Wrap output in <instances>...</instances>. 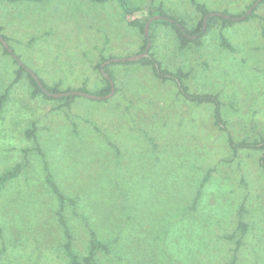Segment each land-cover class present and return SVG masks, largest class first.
Instances as JSON below:
<instances>
[{
  "label": "rangeland",
  "instance_id": "obj_1",
  "mask_svg": "<svg viewBox=\"0 0 264 264\" xmlns=\"http://www.w3.org/2000/svg\"><path fill=\"white\" fill-rule=\"evenodd\" d=\"M197 1L237 17L257 0ZM128 2L139 6L133 16L141 21L150 8L190 28L202 19L191 0ZM255 8V17L219 21L201 45L184 48L173 25L150 26V52L161 67L183 70L190 94L217 96L199 103L152 64L110 60L141 54L146 39L118 0H0V26L13 50L0 40V95L19 64L60 92L115 89L65 105L33 97L25 72L8 90L0 175L25 166L0 189V264H68V241L82 260L94 236L108 246L96 252L98 264H264L263 152L232 146L264 138V0ZM100 64H109L112 77ZM217 108L225 127L216 124ZM45 165L65 196L71 238Z\"/></svg>",
  "mask_w": 264,
  "mask_h": 264
},
{
  "label": "trees",
  "instance_id": "obj_2",
  "mask_svg": "<svg viewBox=\"0 0 264 264\" xmlns=\"http://www.w3.org/2000/svg\"><path fill=\"white\" fill-rule=\"evenodd\" d=\"M9 1H19V0H9ZM35 1H43V0H35ZM98 1H104V0H98ZM120 5L123 7L126 15L129 16L130 20V24L138 26L143 32H144V27L146 24V21L152 17L154 15L153 11H151V8L149 9L150 12H148V16L141 21L138 18H135L133 15L140 10L139 6H135V5H129L128 0H118ZM192 3L197 7V9L201 12L202 14V19L199 21V23L193 27H188L186 25V23L180 19H178L175 16H170L169 14H167L164 11H161L160 13L162 15H168L171 18H174L175 21L171 22L169 20H166L164 18L161 19H155L152 21L151 26L157 22V21H163L167 24L173 25L177 36L179 38V43L181 48L186 47L190 42H194L195 45H201L203 42V38L205 35H207L213 28V26L215 24H217L219 21L222 22L223 25H231L233 23L236 22V20L232 19V18H227L225 16H216V15H210L207 21V25L204 28V20H205V16L207 14H209V10L205 7V5L199 3L197 0H191ZM251 7V6H250ZM256 10L257 8H254L253 11L245 18V20L250 19L251 17H255L256 16ZM246 12V11H245ZM244 12V13H245ZM226 13V12H224ZM242 13V14H244ZM228 14V13H226ZM240 15H234V16H241ZM233 16V15H232ZM132 17V18H131ZM180 24V25H179ZM0 34L6 39L8 40L7 36L5 34L2 33V27L0 26ZM263 35H264V31H263ZM150 37H152V34L150 33ZM147 37L145 39V45L142 47L141 51H144L146 49L147 46ZM222 43L223 45L227 46L230 49H234V46L226 39L223 38L222 39ZM5 50L8 53H11L9 51L8 48H5ZM16 60L18 61V58H16ZM140 63L146 65V64H152L154 71L156 73V75L160 78H162L163 80H167L168 78L172 77L175 79H178V81L181 83L182 80V76L186 77L183 70H178L175 73L170 72L167 69H163L159 63L158 60H156V58L154 57V55H152V53L150 52V54L146 57L141 58L140 60H138ZM129 62V61H127ZM101 66V64L99 65ZM104 70L105 72L109 75V77H112V74L109 70V64H106L104 66ZM27 72L29 79H30V83L33 85L34 89L32 92V96L36 97L38 96L40 93L44 94L47 97H51L53 98V96H51L50 94H48V92H60L59 87L57 85H53V86H48L45 84V82L42 80L44 87L46 90H44L40 84L38 83V81L36 80V78L32 75V73L28 70V68L24 65L19 64V69L16 72V78L12 81V83L10 84V86L6 89V91L0 95V112L1 109L3 108V104L4 102L7 100L8 98V90L10 89V87L16 83L17 81H19L23 74ZM183 88V89H182ZM181 89L185 92L186 95H188V97H190L192 100H195L199 103L202 102H208V101H215L217 99V96L215 95H211V94H190L188 92V88L186 86H183L181 83ZM80 90L82 91H86L91 93L90 91H88V89L85 88H80ZM111 91V85L109 84L106 87H103L102 89L92 93V94H97V95H106ZM77 94H68L62 97H58L61 98L63 100H65V105H71V103L76 99ZM217 117V119H215L216 124L221 128L222 126L225 127V123L224 121L221 119V114L219 112V109L217 108V113L215 115ZM34 128H30L27 131V135L30 136L32 134H35ZM232 141V140H231ZM232 146L235 148V150H237L238 147H249L251 149H258L261 150L263 152V155L260 157L261 162H260V166L264 168V138H260V139H256L254 141H246L243 140L240 143L235 144L234 141H232ZM237 153V151H235ZM24 163H17L15 165V167L11 170H8L7 172L3 173L0 175V189L3 187V185L11 178L17 176L20 174L21 169L25 166H23ZM45 169L48 171V166L45 165ZM48 183L50 185V187L52 188V190L55 192V194L57 195V197L59 198L60 202H61V206L57 212V215L59 217V221L61 223V225L63 224L65 226V231L68 235V237L71 238V234L69 232V228L66 224V221L63 219V214H62V206L64 205V201H65V196L63 195V193L61 192V190L59 189L58 185L56 182L53 181L52 176L50 174V172L48 171ZM210 178V174L209 171L206 172V174L204 175L202 181L203 184L208 181ZM201 194V188H199L198 192H197V196L194 200V202L197 201L199 195ZM239 229H241V233L242 235H244L247 231L248 228V224L246 222H244V220L242 219V211H240V218H239V225H238ZM2 236L1 233V227H0V237ZM237 244L240 246L241 244V240L238 239L237 240ZM64 247L66 248V252H67V256H68V264H98L95 260L94 257L96 255V252L98 251V249H104L107 250L108 246L103 243L102 241L98 240L95 236L92 237L91 241H90V249H89V253L87 256H84L83 259H80V256L71 248V243L68 241L64 244Z\"/></svg>",
  "mask_w": 264,
  "mask_h": 264
},
{
  "label": "water",
  "instance_id": "obj_3",
  "mask_svg": "<svg viewBox=\"0 0 264 264\" xmlns=\"http://www.w3.org/2000/svg\"><path fill=\"white\" fill-rule=\"evenodd\" d=\"M261 0H257L247 11L245 14H243L242 16L240 17H232L231 15L229 14H226V13H217V12H209V14H207L205 16V20H204V28L206 27L207 25V21H208V18L210 15H216V16H225L227 18H232L234 20H243L245 19L252 11L253 9L258 5V3L260 2ZM161 18H164L166 20H169L171 22H174L175 20L173 18H171L170 16L168 15H158V16H152L150 17L147 21H146V24H145V27H144V34L146 35L147 37V46H146V49L139 55H136V56H132V57H128V58H112L110 59L111 61H135V60H140L141 58L143 57H146L149 55L150 53V50H151V46H152V40H151V37H150V26H151V23L153 20L155 19H161ZM180 25V24H179ZM0 40L4 43V45L9 49V51L11 53H13V50L10 48L7 40L0 34ZM108 63V62H106ZM104 66L105 64H103L101 66V69L102 71L104 72V74L109 78V75L105 72L104 70ZM32 75L36 78V80L38 81V83L40 84V86L44 89V84L43 82L41 81V79L33 72H31ZM115 89H114V85L112 86V91L109 93V94H106V95H97V94H91L89 92H86V91H82V90H79V91H74V92H48V94H50L51 96L53 97H62V96H65V95H68V94H77V95H83V96H86V97H90V98H96V99H103L105 97H110L113 93H114Z\"/></svg>",
  "mask_w": 264,
  "mask_h": 264
},
{
  "label": "crops",
  "instance_id": "obj_4",
  "mask_svg": "<svg viewBox=\"0 0 264 264\" xmlns=\"http://www.w3.org/2000/svg\"><path fill=\"white\" fill-rule=\"evenodd\" d=\"M86 97V96H85Z\"/></svg>",
  "mask_w": 264,
  "mask_h": 264
}]
</instances>
